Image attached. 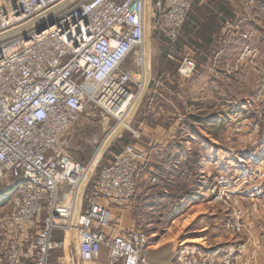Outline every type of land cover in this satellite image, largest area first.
Returning <instances> with one entry per match:
<instances>
[{
  "label": "built area",
  "instance_id": "obj_1",
  "mask_svg": "<svg viewBox=\"0 0 264 264\" xmlns=\"http://www.w3.org/2000/svg\"><path fill=\"white\" fill-rule=\"evenodd\" d=\"M65 1L0 0V36ZM206 1L77 0L43 20L38 27L45 30L0 43V185L10 190L0 202L12 205L11 217L0 219L3 264H49L60 250L71 253L70 264H96L101 247L109 264H151L144 258L147 232L110 233L113 210L129 208L137 197L147 155L123 146L89 190L98 166L73 160L66 135L92 107L130 115L148 72L147 28L175 47L194 5ZM132 57L134 75L124 69ZM195 70L190 57L178 67L183 79ZM228 185L217 181L218 200L235 196ZM240 220H232L234 231L241 232Z\"/></svg>",
  "mask_w": 264,
  "mask_h": 264
},
{
  "label": "rangeland",
  "instance_id": "obj_2",
  "mask_svg": "<svg viewBox=\"0 0 264 264\" xmlns=\"http://www.w3.org/2000/svg\"><path fill=\"white\" fill-rule=\"evenodd\" d=\"M149 10L150 6L148 15ZM190 15L179 41L183 42V38L190 40L192 37L200 51L185 46L170 55L177 62L185 57L194 59L195 73L190 79L181 78L178 68L177 74L174 69L162 73L163 47L158 38L165 39L148 27V72L141 81L144 84L143 92H139L131 114L126 116L129 118L128 126L112 140L94 166H98V173L112 162L114 155L123 146H135L142 139L138 129L143 120L153 129L159 127L175 131L183 126L185 129L197 128V140L191 142L189 160L186 162L178 156L180 160H177L181 163L175 167L176 170H164L161 175L163 178L173 176L169 184L164 180L168 186H159V180L153 176V185L137 181V198L129 207L132 208V215L127 216L128 225L132 222V228L143 230L149 235V247L144 258L151 264H188L187 260L192 262L190 264H247L244 244L226 252L232 253L231 256L225 253L217 260L213 258L214 254L211 257L203 253L202 248L212 246V249L220 244L218 239L226 238V230L235 238L234 243L253 240L252 244L258 247L256 236L264 238V201L256 199L252 203L254 200L246 195L249 192L247 189H244L246 193L240 195L237 189L230 186L231 176L224 178L229 180L228 189L235 196L227 201L218 200L217 194L213 192L217 190L218 193L220 187L217 182L210 187L213 176L210 179L206 175L208 171L205 160L209 163L216 161L219 167H226L229 162L230 167H227L232 170V167L238 166L237 162H243L239 159L233 161L232 157L246 156L245 166L241 165L244 169L242 172L252 175L254 182L260 177L264 180V0H207L204 4L194 6ZM130 60L124 69L134 75L136 70L133 57ZM160 81L165 82L162 83V94L157 90ZM132 90L135 94L140 91L137 85L132 86ZM151 100L155 103V100L165 101L166 107L172 106L175 120H157L156 114L161 111L172 114V108L157 103L148 109L147 104ZM172 100L174 102L171 103ZM147 111H151L149 115ZM195 116L199 117L198 121L192 119ZM118 123V118L103 109L90 108L81 123L66 135L68 151L77 161L80 160L79 163L90 164L103 150ZM186 139L189 138L181 137L183 144ZM200 140L205 142L206 149L199 143ZM194 172L198 176L193 175ZM197 181L200 183L197 184ZM156 187L158 190H155ZM159 191L171 194V198L161 199V202L153 201ZM206 191L210 193L209 205L205 207L206 210L203 207L196 214L194 211L189 212L191 203L188 200L180 202L174 199L185 192L196 193L197 197ZM255 207L260 216L256 214ZM123 210L115 208L113 219H121L124 224ZM11 215V200L0 202V219L10 218ZM219 215L220 220L216 217ZM238 215L241 216V232L231 228L232 220ZM250 225L256 226L260 233H252ZM204 228H208V231H201ZM192 249L196 250L191 252ZM100 251L101 256L96 264H107L108 250L101 247ZM226 256L230 257L227 259ZM65 257H68L67 250L58 251L54 260L64 262Z\"/></svg>",
  "mask_w": 264,
  "mask_h": 264
},
{
  "label": "crops",
  "instance_id": "obj_3",
  "mask_svg": "<svg viewBox=\"0 0 264 264\" xmlns=\"http://www.w3.org/2000/svg\"><path fill=\"white\" fill-rule=\"evenodd\" d=\"M181 37V36H180ZM187 39V38H186ZM180 49L185 48V42L183 40V42H178ZM187 47V46H186ZM188 50V49H185ZM178 50L176 49H172V53H177ZM182 52V50H181ZM188 52V51H186ZM170 56V55H169ZM171 61V60H170ZM173 63V65H176L177 61H171ZM158 79V76H157ZM162 83L165 84V82L160 81V83L158 84L157 90H159V93L162 94L163 92V86ZM162 97V96H159ZM157 103L154 102V100H151L150 103L148 102L147 105L148 109H151V107H154L155 104L157 105H163L164 107H166V102L165 101H161V100H155ZM174 102L173 100L171 101V103ZM168 107V106H167ZM166 107V108H167ZM172 108V106H170ZM168 107V108H170ZM173 108H172V114L169 112H164L161 111L162 113L160 114H156V119L161 121L162 118L164 119L163 122H168L169 119H174L176 118L175 113L173 112ZM151 111H147V115H149ZM158 112V111H157ZM171 112V111H170ZM145 115V116H147ZM137 116V115H136ZM161 116V118H160ZM84 118V117H83ZM171 120V121H172ZM162 122V121H161ZM179 127V124L176 125V128ZM197 129V128H196ZM196 129L192 128V129H185V127L183 126V128H179L176 129L175 131L172 129H165V128H150L147 126V124L141 121V124L139 125V133L141 132V136L142 139L140 141H137L135 143V147L144 152L147 153L148 156V160L146 162V166L142 169V171L140 172L141 176L139 175L140 179L137 180L139 181V183H151V176H153V178H157L159 181L158 184L159 186H164L170 183V181H172L173 176H166V177H162L161 175L164 174V170H168L171 169L173 171L176 170L175 167H177L181 162H179V158L178 156H180L182 158V160L184 161H188L189 158V154L192 151L191 150V142L197 140V133H196ZM182 136H186L189 139H186L184 141L185 144H183V141L181 140ZM192 140V141H191ZM204 149H206V145L205 142L201 141L199 142ZM68 154L71 156V158L73 160L77 161L73 155L68 151ZM246 156H241L240 158H236L232 157L233 161H236V159L242 160L243 162H237L236 164H238V166H235L234 168L232 167V170H229L230 168V163L227 162L226 167L222 166L219 167V164L217 165L216 161L214 163H209V161H206V168H207V173L206 175L208 176V178L211 179L212 178V183L210 184V187L213 185L214 182H217V180L224 178L225 176L230 177L231 176V187L234 189L238 190V193L241 195L243 192H245L244 189H247L246 191H249L248 193H246V195L248 194L250 199L254 200L252 201V203H255L256 199H263L264 201V180L260 177V179L256 180L254 182L253 179H255L254 177H252V175H248L245 171L242 172L244 169L242 168L241 165L245 164V160H246ZM95 159V158H94ZM179 159V160H177ZM229 165V167H227ZM245 166V165H243ZM245 168V167H244ZM251 171H248V173H250ZM161 176V177H159ZM152 178V179H153ZM155 178V179H156ZM168 182V184H165V181ZM249 183L253 184L252 186H247ZM150 185H153L152 183ZM155 187V186H152ZM155 190H158L157 187ZM208 191V190H207ZM206 191V192H207ZM244 194V193H243ZM199 196L196 197L195 194V200L191 203L190 207H189V212L190 211H194V214L197 213V211L199 212L201 210V208L204 210L205 207H207V205H209V199H210V193L207 192L205 194H198ZM147 196V194L145 195ZM151 200V199H149ZM148 203V201L146 202V204ZM256 208V207H255ZM120 210V209H119ZM132 208H127L125 210H123V219H124V224H123V220L119 219L118 223L115 219H113V227L110 228V233L111 234H120L125 232V230H130L134 229L132 228L133 224L131 222L130 225H128V220H127V216H131L132 215ZM201 214L203 213L202 211L200 212ZM214 214V213H213ZM256 214L260 216L259 211L256 208ZM114 216V214H113ZM218 219L220 218L219 216ZM115 218V217H114ZM216 220V219H215ZM220 220V219H219ZM228 222V220L226 221V223ZM253 224V223H252ZM132 226V227H131ZM251 226V225H250ZM256 226H251L250 229L252 231V233L255 231L257 233H260L259 231L256 230ZM208 231V228H204L201 231ZM207 234V233H206ZM3 235L4 232L0 229V264L2 263L1 260V246H2V240H3ZM56 235L58 237H63V233L62 232H57ZM212 235V232H211ZM26 237V236H25ZM234 237L230 236V234L227 232L226 230V238H220L219 237V242L220 244L213 246V248L211 249V247L209 248H202L203 253L209 255L211 257H213L212 255L214 254V259L217 260V258H221L227 251L229 250H236L237 248H240L241 246H243L244 244V250L247 252H245V256L244 259H246V263L247 264H264V238L260 239L258 236H256V240L258 243V247H255L254 244H252L251 241H249L248 243H244V242H235L234 243ZM226 242V243H225ZM225 243V244H224ZM223 244V245H222ZM231 244V245H229ZM246 244V245H245ZM190 250V249H188ZM196 249H192V251H194ZM258 250V252H257ZM62 251V250H60ZM68 251V250H67ZM58 252V251H57ZM55 252L49 262V264H70V257H71V253L68 251V257H65V261L61 262L58 261L56 262V260H54V255L57 253ZM146 253V252H145ZM107 264H109V258H107Z\"/></svg>",
  "mask_w": 264,
  "mask_h": 264
},
{
  "label": "trees",
  "instance_id": "obj_4",
  "mask_svg": "<svg viewBox=\"0 0 264 264\" xmlns=\"http://www.w3.org/2000/svg\"><path fill=\"white\" fill-rule=\"evenodd\" d=\"M194 6H197V4H195ZM190 14H189V17H188V20L190 18ZM187 20V24H185L186 26L188 25L189 21ZM190 35V34H189ZM189 37V36H188ZM159 41H160V44L161 46L163 47V56H162V61L164 62L163 64V68H162V73L165 71V72H168L170 69H174L175 73L177 74V68L179 67V64L180 62L182 61V59L180 61L177 62L176 65H173V63L169 60V55L172 54V45L166 41V40H163L161 38H158ZM184 42H185V45L187 46L188 49H191V50H194L196 52H199L200 51V47L198 46V44H196L192 37H190V40L189 39H186V38H183ZM176 50L180 51V46H179V43L175 46ZM172 66V67H171ZM192 119H194L195 121H198L199 120V117L198 116H195V117H192ZM99 173V172H98ZM98 173L95 175V177L93 178V182L91 183L90 185V188L89 190L93 187L94 185V181L97 180V177H98ZM193 175H195V172L193 173ZM195 176H198L197 174ZM161 177V176H159ZM200 182L197 181V184H199ZM10 190L9 189H2L0 190V197L7 194ZM195 194L196 193H191V192H185L183 195H179L177 197H173L175 199V201H180V202H185L188 200V203H192L194 200H195ZM174 195V194H172ZM137 198V197H136ZM169 199L171 198V194H167L165 192H162V191H159L156 195V197L153 199V201H156V202H161V199ZM152 201V202H153ZM134 203V202H133ZM180 207V206H178Z\"/></svg>",
  "mask_w": 264,
  "mask_h": 264
},
{
  "label": "water",
  "instance_id": "obj_5",
  "mask_svg": "<svg viewBox=\"0 0 264 264\" xmlns=\"http://www.w3.org/2000/svg\"><path fill=\"white\" fill-rule=\"evenodd\" d=\"M76 1L77 0H66L64 3H62L59 6H57L56 8H54L53 10H51L50 12H48L47 14H45L42 17H45V16L50 17L53 14H55L57 12H60L63 9L71 6ZM42 17L34 19V20H32V21L20 26L19 28L15 29V30H12L10 32H7L6 34L1 35L0 36V43L5 41V40H7V39H10V38H12L14 36H17V35H20V34H23V33L27 32V31H30V30H32L34 28L37 29V32H41L42 30H45L46 26L42 25V27H40V28L38 27L43 22V20H45L47 18L46 17V18L42 19Z\"/></svg>",
  "mask_w": 264,
  "mask_h": 264
},
{
  "label": "bare ground",
  "instance_id": "obj_6",
  "mask_svg": "<svg viewBox=\"0 0 264 264\" xmlns=\"http://www.w3.org/2000/svg\"><path fill=\"white\" fill-rule=\"evenodd\" d=\"M149 13H150V10H149ZM46 17H47V16L42 17V19H44V18H46ZM40 20H41V19H40ZM117 111H118V109H116V111H112V113H114V116L118 117L119 123H118V125L116 126V128H115L114 132L112 133V135H110V136L108 137V140H107V142L105 143L103 150H102V151H101V152L95 157V159L93 160V163H92V164H95L97 161H99V160L102 158L103 153H104V150L108 147V145L112 142V140L115 139V137L120 133V131H121L123 128H125V127L128 126L129 118L126 117V116H122L121 114L117 115V113H116ZM94 167H95V166H94ZM91 174H92V172H90V173L87 175V177H86V180H85V182H84V184H83V186H82V188H81V192H80V194H79V197H80V198H81V194H82V192H83V187H84L85 183L87 182V178H89V176H90ZM79 201H80V199H79ZM75 232H76V230L73 231V233H72V235H71V239H72V240H74ZM227 252H228V251H227Z\"/></svg>",
  "mask_w": 264,
  "mask_h": 264
}]
</instances>
